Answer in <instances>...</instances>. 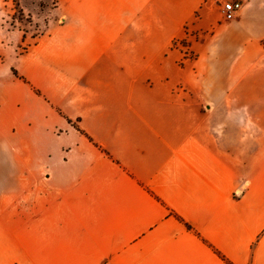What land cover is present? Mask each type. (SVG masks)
Returning a JSON list of instances; mask_svg holds the SVG:
<instances>
[{"label": "crops", "instance_id": "crops-1", "mask_svg": "<svg viewBox=\"0 0 264 264\" xmlns=\"http://www.w3.org/2000/svg\"><path fill=\"white\" fill-rule=\"evenodd\" d=\"M57 1L0 0V264H264V0Z\"/></svg>", "mask_w": 264, "mask_h": 264}, {"label": "rangeland", "instance_id": "rangeland-1", "mask_svg": "<svg viewBox=\"0 0 264 264\" xmlns=\"http://www.w3.org/2000/svg\"><path fill=\"white\" fill-rule=\"evenodd\" d=\"M9 1L10 13L8 15L11 17L4 25L8 30H17V32L23 33L27 44L43 34L48 21L51 22V19L56 18L53 10L58 7L57 0H37V3H34L35 0H23V3H28L25 7L26 10L20 7V0ZM22 45L18 43L16 51H19V47ZM182 46L186 47V44L183 43Z\"/></svg>", "mask_w": 264, "mask_h": 264}, {"label": "built area", "instance_id": "built-area-1", "mask_svg": "<svg viewBox=\"0 0 264 264\" xmlns=\"http://www.w3.org/2000/svg\"><path fill=\"white\" fill-rule=\"evenodd\" d=\"M241 8L242 2L240 1L235 0L224 2L222 5L223 16L228 20L234 19Z\"/></svg>", "mask_w": 264, "mask_h": 264}]
</instances>
